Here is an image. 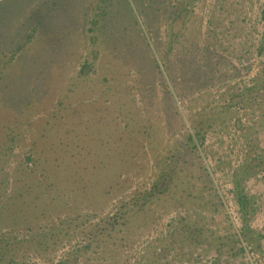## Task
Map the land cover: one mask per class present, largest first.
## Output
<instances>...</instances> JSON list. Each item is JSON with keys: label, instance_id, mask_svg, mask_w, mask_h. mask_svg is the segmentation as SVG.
<instances>
[{"label": "rangeland", "instance_id": "1", "mask_svg": "<svg viewBox=\"0 0 264 264\" xmlns=\"http://www.w3.org/2000/svg\"><path fill=\"white\" fill-rule=\"evenodd\" d=\"M248 182L264 0H0V264H264Z\"/></svg>", "mask_w": 264, "mask_h": 264}, {"label": "built area", "instance_id": "2", "mask_svg": "<svg viewBox=\"0 0 264 264\" xmlns=\"http://www.w3.org/2000/svg\"><path fill=\"white\" fill-rule=\"evenodd\" d=\"M249 182H248V184H249ZM247 189L250 191V194L257 197V205H259L260 202L258 200H259V198L262 199L263 195H264V191H262L263 189L261 190L257 185H252V183H250L247 186ZM224 206L226 209V213H227V215H228V217L232 223V226L235 230V233L238 235V237L243 242L246 255L251 259L252 257H254V252H251L250 248L247 247L243 241V237H242L243 224H242V213L240 210V206H238V204L236 202L232 201L228 197H226V200L224 201ZM259 209H261V212L256 213L255 220L253 223V225H257V226H259L258 222L261 223V221H262V218H263L262 214L264 211V205L259 206ZM260 228H263V227L260 226ZM263 234H264V232H263ZM69 245H70V247H69ZM71 245H73V244L67 243V242L62 245L58 254L56 253L55 256L53 257V261H52L53 264H57V262H59L61 259H63L65 257V255L70 251ZM251 261H253V259H251ZM31 264H49V263H47L41 257L33 256V258L31 259Z\"/></svg>", "mask_w": 264, "mask_h": 264}, {"label": "trees", "instance_id": "3", "mask_svg": "<svg viewBox=\"0 0 264 264\" xmlns=\"http://www.w3.org/2000/svg\"><path fill=\"white\" fill-rule=\"evenodd\" d=\"M241 203L243 204L244 207L245 205H247L243 197H242Z\"/></svg>", "mask_w": 264, "mask_h": 264}]
</instances>
